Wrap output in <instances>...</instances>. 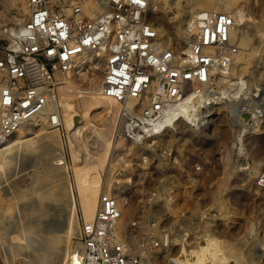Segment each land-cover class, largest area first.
Returning a JSON list of instances; mask_svg holds the SVG:
<instances>
[{"label": "built area", "instance_id": "2783aa9c", "mask_svg": "<svg viewBox=\"0 0 264 264\" xmlns=\"http://www.w3.org/2000/svg\"><path fill=\"white\" fill-rule=\"evenodd\" d=\"M26 2L29 19L17 28L10 44L0 45V71L5 76L0 89V138L11 137L34 116L59 114L57 73L69 71L72 58L84 52L93 55L94 67L104 70L101 93L119 105L109 161L128 159L126 149L117 155L115 146L121 142L124 148L141 147L142 163L166 158L176 162L171 147L160 148L164 108L186 101L185 122L199 130L215 120V108L229 103L231 90L218 88L217 77L229 75L239 53L230 38L234 26L230 13H198L192 42L177 52L159 42L150 20L152 0H107L104 11L90 20L78 4L72 5L69 17L60 0ZM179 192L177 187L157 188L145 203L160 208L158 196ZM119 218L116 199L103 190L94 218L82 222L76 238L81 264H173L174 255L155 261L171 248L170 230L141 234L140 221L133 220V238L121 239L114 233ZM162 225L159 218L149 222L152 232ZM187 238L184 235L180 248Z\"/></svg>", "mask_w": 264, "mask_h": 264}, {"label": "bare ground", "instance_id": "6f19581e", "mask_svg": "<svg viewBox=\"0 0 264 264\" xmlns=\"http://www.w3.org/2000/svg\"><path fill=\"white\" fill-rule=\"evenodd\" d=\"M76 1L82 10V15H86L91 19L103 12L107 3V0H66L63 9L69 17L72 16V5L76 4ZM163 2L169 9L170 15H173L172 18L176 19L179 17V19L182 20L181 22H184L188 27L187 32L191 33V35L197 32L194 17L198 13L202 11H211L215 13L232 14L234 26L230 31V38L241 51L235 57L229 75L218 76L217 82L219 85L222 84L226 88L227 86L229 88V86L234 87L235 85L236 88L234 89L235 92L233 95H239V93L246 95L253 87V77L258 81L264 79L259 71L257 72L258 74L255 73L254 76L252 74V79H246L244 77V73L249 70L251 60L254 58L256 59V56L253 53L255 50L245 49L248 46V41L246 37L239 32V26L245 22V14L242 7L240 8L237 5V0H163ZM24 15L25 10L21 6V3L19 6L15 0H0V22H6V27H8L6 30H3L1 27L0 35H4L8 38L15 37L17 28L23 22ZM10 24L14 26L9 27ZM154 27L160 39L161 35L159 36V34L161 31L159 29L161 28H159L158 24H154ZM191 42L192 39H189L188 43ZM183 50H186V48ZM206 50L209 51L208 49ZM93 58L92 54L86 52L76 55L70 62L71 69L67 72L60 73L59 78L61 83L60 87L57 89V103L61 108L59 109V111L61 110V114L59 113L54 117H45L43 114L34 116L29 121L25 122L7 141L0 140V174L3 173L4 170L6 171L8 166L13 162L12 160H15V157L19 155L31 158L30 155L33 154L36 159H38V162L33 165L35 169L32 171L33 173L31 172L32 175L31 173H29L31 176L27 175L30 177L27 180L28 184H24V191L20 195L25 197L29 195L28 192H30V195H35L33 200L25 207L26 211H23V213L26 218H30L33 214L38 216L39 219L36 218L35 220L43 225L40 226L36 224L40 226L38 232L42 233L39 236L40 239L37 238V240H40L41 243L47 247L46 250H50L51 257L48 258L45 254L38 253L39 251L34 252L31 249L34 253L32 252L31 256L29 255L30 259L28 260V257L26 258L27 261L22 259L20 264H81L80 244L78 242L70 243L72 236L77 238L79 235V223L73 185L69 181L63 161L62 141L59 136L60 130L58 128L60 124L64 126L67 132L69 152L73 162V184L84 222H90L94 218L98 198L103 190L117 201L120 210V218L116 222L114 233L121 239L133 238L135 230L132 229L130 225L133 220H139L142 224L143 220L147 221L150 216L154 217L156 213V206L146 204L145 196H143L144 192L149 188L141 184V180L146 177H148V181L153 183L152 175H149L145 171H140V168L132 162L136 161L137 157L140 155L141 147L127 145V148H124L121 142L117 143V152L126 149L125 152L127 151L128 158H131V161L124 166L121 176H111L108 181H102L101 172L106 167L110 155V140L113 127L117 121L119 105L114 100L106 98L101 93L104 70L94 67ZM232 78H236L237 82L231 83ZM252 101L253 97L251 96L249 102ZM216 109L219 113H216L218 117L214 122L212 121V134L218 132L220 125L216 122H222L223 120V116L221 115L225 109V103L218 106ZM186 110V101L179 106L164 108L162 118L163 124L165 125V133H168V130H172L168 136L170 138L168 141L175 143L180 139H186L192 136L202 138V136H200V129L196 130L186 124ZM250 112L252 113V111ZM254 113L256 114V112ZM258 123L259 121L254 122V124ZM26 126L30 127V130H28L31 133L24 132L27 128ZM176 144L175 146L178 151H182L183 148H179ZM13 151L15 152L13 153ZM117 155H119V153ZM50 159L55 161V163L51 164L49 162ZM115 160L110 161V168L116 167L114 162H118L119 160ZM222 162L223 175L226 176L227 167L230 164L228 149H226ZM135 167L137 168L135 169ZM55 172H58L57 174L62 175V177L53 180V174H56ZM132 175H135L134 178H132ZM39 181L50 182L52 186L42 191L36 190L35 188L33 189L32 186ZM226 183L227 180L224 178L218 185L212 186V188L207 191L210 194L209 199L211 201H217L220 205L223 204V199H217L216 193L218 189H225ZM141 196L143 198L139 200L138 198ZM1 200L2 198L0 196V201ZM169 201H163L158 204L161 208L164 207V210L168 211V214L172 211ZM53 205H63L68 209L70 221L66 230H64V222H59L54 219L50 221V211ZM191 205L195 207L197 206V202L193 201L190 206ZM3 211H5V209ZM30 219L34 220L32 217ZM32 229L34 228L30 230ZM30 230H28V233L31 232ZM38 232L36 235L37 237L39 235ZM2 234L3 231L0 228V236H2ZM17 237L18 235L15 236L14 234L12 239L10 238L13 241L12 245H9L12 256L21 254L22 246L19 243L21 241L17 242V239H19ZM171 239L172 237L170 241ZM40 241L38 242L40 243ZM26 243L27 242H25L23 246H25ZM222 246L225 247L230 254L234 252L232 251L233 249H231L232 247L229 248L228 245H221L219 241L212 237H209L208 241L202 245H184L182 250H180V254L175 253L177 257L173 258V264H225L224 260H226V254L223 252ZM43 250L46 251L45 249ZM168 254L169 252L159 253L158 259L155 261L158 262V260L160 261L164 259V257L168 258L174 255ZM189 255L195 257V261L190 260L188 257ZM251 261L253 262V260ZM2 264L13 263L3 261Z\"/></svg>", "mask_w": 264, "mask_h": 264}, {"label": "rangeland", "instance_id": "374dc122", "mask_svg": "<svg viewBox=\"0 0 264 264\" xmlns=\"http://www.w3.org/2000/svg\"><path fill=\"white\" fill-rule=\"evenodd\" d=\"M15 1L19 6L21 3V6L25 10L22 22L24 23L29 19L30 15L28 5H26L27 2L26 0ZM60 1L61 4H65L64 2H66V0ZM77 3L76 1V4ZM152 3L153 11L150 14V20L153 21L154 24H158L159 28H161L159 29L161 31L159 36H161L160 39H158L159 42L162 43V46L175 50L178 49L177 52H181L183 49L187 48L186 46L189 44L188 41L193 38V35L187 32L188 27L185 23L181 22L182 20H180L179 17L176 19L172 18L173 15H170L169 9L165 6L163 0H152ZM237 5L240 8L242 7L245 14V22L239 26V32L243 34L248 41V46L245 49L255 50L253 53L256 56V59L254 58L251 60L249 70L244 73V77L246 79H252V74L254 76L255 73L259 71L262 78H264V0H237ZM83 16L86 20L91 19L86 15ZM6 24V22H0V28L2 27L3 30H6L8 28ZM13 26V24L9 25V27ZM10 39L11 38L4 35H0V45L6 47L10 44ZM240 51L239 49V52ZM59 75L60 73L56 76L59 81L58 88L61 83ZM4 81L5 76L3 72L0 71V89ZM236 82L237 79L232 78L231 83ZM221 87H223V91L229 89L231 92L227 95L229 103L225 101V109L221 115L223 116V120L222 122H216L220 125L216 134L211 133L212 126L210 125L208 127L209 129H200V136H202V138L192 136L173 143L168 141L170 139L168 136L172 131L168 130V133H165L162 139L160 148L171 147L173 149L171 157L175 156L177 158L176 162H173V160L168 161L166 158L160 160L153 159L149 163H142L138 160L140 155L137 157L136 161H132L140 168V171H145L149 175H152L153 183L148 181V177L141 180V184L149 188V191L147 190L143 194L145 198H148L150 191L157 188L163 191L169 187H177L182 191L174 194L162 193L158 196L161 200L160 203L170 200L172 211L168 214V211H165L164 207L161 208V206L158 205L160 209L156 207L157 209L155 211L157 214L155 213L154 217L150 216L147 221L143 220L140 233H153L158 235L161 230H170L172 234V247L179 245V248L171 247L169 251V255L174 254L173 258L177 257L175 253L180 254V250L183 248H180L182 239L184 235H187L186 245H202L208 241L209 237H212L219 241L221 245H228L229 248L232 247L231 249H233L232 251L234 252L230 254V252L222 246V250L226 254V260H224L225 264H264V79L258 81L253 77V87L246 95L243 93L233 95L235 92L234 89L236 88L235 85L234 87L229 86L228 88L227 86L226 88L222 84H218V88ZM251 96L253 97V101L249 102ZM236 108H238L239 111L233 113L232 110ZM59 109L61 108L58 105V110ZM250 111H252V113ZM254 112H256L257 115ZM59 113L61 114V110ZM216 113H219V111L215 108V119L218 117ZM256 121H259V123L254 124ZM116 123L113 127L110 140V154L115 145L113 136ZM26 127L24 132L27 133L30 127ZM58 128L60 130L59 136L62 141L65 170L69 181L73 185L77 218L80 228L83 218L73 184V162L69 152L67 132L61 124ZM4 139L0 138L1 141H7L9 138ZM175 144L178 145L179 148H183V150L178 151ZM226 149L229 150L230 164L227 167V174L224 176L222 160L224 159ZM14 152L15 151H13V153ZM120 152L121 151H118V153ZM30 157L31 158L23 157V155L15 157L16 159L14 158L15 160H12L13 164L11 163L8 169L6 168L7 170H4L5 172L3 171V173L0 174V196L3 200H1L2 202L0 201V228L3 231L2 236H0V264H2L3 261L20 264L22 259L26 260L28 257L27 259L29 260L33 251H39L38 253L45 254L48 258L51 257L50 250H46L47 247L41 243L40 240H37L40 234H42L38 232V228L40 229V226L43 225L35 220L38 216L36 214L31 215L30 218L32 217V219H34L31 220L29 217L26 218L23 213V211H26L25 207L35 196L34 194L30 195V192H28L29 195L25 197L20 195L24 191V184H28L27 180L30 177L27 175H32V171L35 169L33 165L38 162L35 155L32 154ZM109 159L110 155L106 167L101 172L103 182L108 181L111 176H121L124 166L131 161V158L125 161L119 159L120 161L114 162L116 167L110 168ZM49 162L51 164L55 163V161L51 159ZM136 168L137 167H135V169ZM29 173H31V175ZM55 173L56 174H53V180L62 177V175L57 174L58 172ZM134 176L135 175H132V178H134ZM224 178L227 180L226 188L218 189L216 193L217 199H223V204L220 205L217 201H211L209 199L210 194L207 191L210 190L212 186L218 185ZM260 180H263L261 186L259 185ZM168 181H172L174 185L171 186L173 183L169 184L170 182ZM51 186L52 184H50V182L39 181L32 187L33 189L35 188L36 190L42 191L47 190ZM142 198L141 196L138 199L141 200ZM193 201L197 202V206H190ZM4 209L5 211H3ZM50 215V221L54 219L59 222H64V230H66L70 221V213L65 206L53 205ZM152 218H159L163 220L164 223V225L156 228L153 232L149 227V222ZM31 228L34 229L30 230ZM27 229L31 232L28 233ZM37 232L39 234L38 237L36 236ZM14 234L15 236L18 235L17 238L19 239H17V242L21 241L19 243L22 246L21 254L16 256L11 255L9 248V245L13 243L11 239ZM38 241H40V243ZM25 242L28 243V247L27 243L25 245L26 247L23 246ZM70 243H77L76 237L72 236ZM39 245L43 246L40 247ZM188 257L190 260L195 261V257L192 255ZM162 260L163 259L160 261ZM251 260H253V262Z\"/></svg>", "mask_w": 264, "mask_h": 264}]
</instances>
